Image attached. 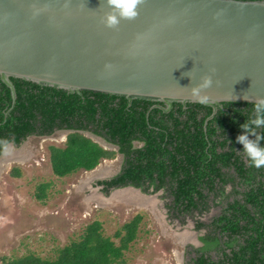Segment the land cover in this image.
I'll use <instances>...</instances> for the list:
<instances>
[{"label":"water","instance_id":"95a60500","mask_svg":"<svg viewBox=\"0 0 264 264\" xmlns=\"http://www.w3.org/2000/svg\"><path fill=\"white\" fill-rule=\"evenodd\" d=\"M110 13L107 0H0V80L13 102L11 78L164 112L264 98V0H143L135 19L111 29ZM206 75L213 84L201 102L189 90ZM127 189L142 195L115 192Z\"/></svg>","mask_w":264,"mask_h":264},{"label":"trees","instance_id":"16d2710c","mask_svg":"<svg viewBox=\"0 0 264 264\" xmlns=\"http://www.w3.org/2000/svg\"><path fill=\"white\" fill-rule=\"evenodd\" d=\"M10 80L15 87L16 101L8 116L1 110L10 107L11 92L0 80V154L6 142L13 140L18 143L32 131L37 114L43 117L49 115L52 118L56 117V114L61 115L69 127H73L69 118L80 114L86 120L92 121L98 114L100 129L107 131L108 139L118 144L121 152L126 155L131 151V141L143 136L146 147L138 153L141 158L148 156L146 159L149 160L146 167L139 169L141 165L135 167L133 163L129 168H124L117 179L100 183L105 192L108 193L111 188L127 186L141 189L144 193H148L150 189H153V192L164 189L173 198L172 205H168L169 209L173 208L183 215L196 211L209 212L210 202H213L215 207L221 204L216 202V198L224 193L226 184L215 183L207 168L213 174L216 173L214 176L222 177L217 164H228L231 157L229 153L225 155L216 150V144L224 146L225 142H210L215 133V125L210 122L205 127V117L199 120L196 116L199 112L211 115L212 108L201 104H187L185 109L182 104L174 103L172 111L164 114L158 108L151 110L150 107L158 103L149 101L134 100L129 107V102L123 97L89 91H83L81 95L71 94L20 79ZM223 105L225 110L218 109L213 122L219 124V129H229L231 141L236 143L237 135L242 132L240 125L250 118H255L254 104ZM238 105H244L245 108H234ZM185 113L186 118L181 120L180 115ZM154 127L161 131L157 132ZM256 131L258 134H264V128ZM207 136L210 137L209 140ZM174 143L177 147L169 150ZM210 143L214 146L207 151L206 147ZM260 145L264 147V141H261ZM175 154L181 156L180 160ZM114 155L115 153L105 151L90 139L73 134L69 137L66 148H51L50 165L55 176L64 178L78 171H91L101 159L113 158ZM167 159L174 166L181 164V174H174V177L178 176L177 182H138L143 173L147 176H152L154 172L165 175L163 160ZM190 166H194V171ZM240 169H243V166ZM253 169L257 170L251 167L245 174L251 178L243 185L244 191L234 189L231 196H226L227 207L222 210L220 216L215 217L209 225L197 223L196 229L205 228L208 233L201 237L204 247L197 252L193 264H264V183L253 180ZM259 169L264 177V167ZM10 176L20 178L22 172L15 167L10 171ZM50 188V183L38 185L35 198L45 203ZM211 195L214 200L210 199ZM143 219V214L134 216L112 237L105 236L102 223L94 221L86 226L78 240H73L61 248L55 259H44L30 253L19 258L2 257L1 264H121L124 262V254L137 239ZM212 252L215 253L214 256Z\"/></svg>","mask_w":264,"mask_h":264},{"label":"rangeland","instance_id":"374dc122","mask_svg":"<svg viewBox=\"0 0 264 264\" xmlns=\"http://www.w3.org/2000/svg\"><path fill=\"white\" fill-rule=\"evenodd\" d=\"M47 145L49 142L42 144L43 161L35 157L36 163L32 160L11 163L0 171V259L30 253L55 259L61 248L80 238L88 224L101 222L104 235L112 237L134 216L143 214L137 239L121 264L186 263L191 244L185 234L190 233L198 240L200 233L196 232L191 217L171 215L170 201L163 190L144 193L139 189L142 195L132 190L149 202L145 205L114 200V192L105 193L88 181L89 173L78 171L64 178L55 176ZM15 167L22 172L20 178L10 176ZM42 183L51 184L45 203L35 198L36 188ZM218 211L213 208L206 217L213 218Z\"/></svg>","mask_w":264,"mask_h":264},{"label":"flooded vegetation","instance_id":"af4514ba","mask_svg":"<svg viewBox=\"0 0 264 264\" xmlns=\"http://www.w3.org/2000/svg\"><path fill=\"white\" fill-rule=\"evenodd\" d=\"M11 92V91H10ZM12 97V96H11ZM133 102V101H132ZM132 102H129L128 106L130 107ZM3 105V104H2ZM15 103L11 102L10 107H6L5 109L2 108L1 112L5 116H8L9 113L14 109ZM161 109V108H166L164 104L158 103L150 107V109ZM186 109V106L184 107ZM211 108V107H210ZM234 108H240L244 109V105H238L235 106ZM173 109V106H172ZM172 109L169 112H164L162 109V112L164 114H169ZM213 109V108H212ZM218 109H224V105L221 104L216 108V110L213 109L211 115H206L205 112H199L196 116L199 120H202L205 117L204 121V126L206 127L210 122L215 125V133L213 136L210 138L207 136V139L210 138V142H215V141H220V142H225L224 146L221 145H215L216 150L218 153L225 154L229 153V157H231V160L228 164H222L218 163L217 167L220 168V173L222 174V177L214 176V173L211 170H208L207 172L210 174L209 176L212 177V180L215 179V183L217 184H226L224 187V193L220 195V197L216 198V202H221L220 205L218 206H213V202H210L211 209L213 208H218V214L215 217H218L221 215L222 210L227 207V198L226 196H231L230 194L233 192L234 189L240 190L241 192L244 191L243 185L247 183L251 176L250 175H245L248 170L251 169L248 165V161L245 159L242 151V145L238 143H234L231 141V133L229 129H219L218 128V123L213 122V119L215 116L218 114ZM54 115V114H53ZM52 115V116H53ZM78 115V112H77ZM56 117H51L48 115L46 116H41L38 115L36 116L35 121H33L32 124V131L25 136L24 138H21L20 142L16 143L15 141L11 140L9 142L5 143V146L2 150V153L0 154V158H2L6 151L12 150L14 152L17 151H22L25 149L28 154L25 155L23 159H12L10 161L11 163H16V164H22L25 162H28L32 160L33 162L36 163L35 157H38L40 161H43L44 159L41 156V153L43 151V146L42 144L44 142H49V145L46 146V152L48 153L49 157V162H50V155H51V148H59V149H64L67 146L69 137L73 134H78L81 136L86 137L87 139H90L93 143H96L99 147L104 149L107 152L110 153H115L113 158H103L100 160L99 164L96 166V170L93 171H83L84 173H89L88 177L89 182H93L95 185L98 187H101L103 192L104 186L100 185L102 182H108L112 181L114 179H117L124 171V168H129L130 165L133 163L135 164L134 166L137 167V165H141L140 167H146L149 164V160L146 158H141L139 155L138 151L144 150L146 147L145 140L143 139V136H139L138 138H134L131 141V151L128 155L124 154L120 150V146L118 144H115L114 142L110 141L108 139V134L107 131H102L100 129V120H99V115L96 114V118L94 120H86L83 115H78L74 116L73 118H69L71 121V124L73 127H69L67 124V121H64L61 117V115L58 116V114L55 115ZM187 114H181L180 118L181 120H184L186 118ZM159 119V118H158ZM160 120V119H159ZM80 126V127H76ZM154 129L157 132H160L161 130L154 127ZM206 129V128H205ZM206 131V130H205ZM207 133V131H206ZM249 138L255 139L254 137L250 136ZM209 140V139H208ZM229 140V141H228ZM102 142V144L100 143ZM214 145L211 143L208 144L206 147V150L209 151L208 149L212 148ZM176 144L174 143L172 147L169 148V150H172L173 148H176ZM29 150V151H28ZM175 152V149H174ZM41 156V157H40ZM143 156V155H142ZM175 156L180 160L181 156L178 154H175ZM150 158V157H149ZM139 159V160H138ZM165 159V158H163ZM164 161V167H165V175H160L159 172L155 173L152 176H147L146 173H143L139 179L138 182L148 184V183H175L177 182V177H174V174H181L180 166L181 164L174 166L172 165L171 161L169 159L163 160ZM208 164V163H207ZM187 165V164H184ZM51 166V165H50ZM196 166V165H195ZM243 166V169H240V167ZM113 167V168H112ZM191 170L194 171V166H190ZM176 171V172H175ZM252 171V178L256 182H263L264 183V177L261 176V170H251ZM140 172V171H139ZM138 172V173H139ZM91 173V174H90ZM251 173V172H250ZM253 182V181H252ZM124 188V187H123ZM119 190L121 188H111L108 193L112 191L115 192L116 190ZM141 190V189H140ZM165 196L169 198V203L168 205H172L173 198L168 195V193L162 189ZM142 191V190H141ZM149 191H153V189H150ZM161 191V190H160ZM107 193V192H105ZM149 193V192H148ZM163 194V193H162ZM220 194V193H219ZM211 200H214V196H210ZM232 199V198H230ZM171 210V215L180 218L182 216H189L191 217L195 222H194V228L196 229L197 223L201 222L206 225H209L212 223L213 218H208L206 215L210 213L209 212H193L192 214H178L173 208ZM207 218V219H204ZM196 232L200 233V236L198 237V240L193 237L190 233L185 234V236L188 238V243L191 244L190 251L187 254V259L185 264H193L194 258L197 256V252L204 247V243L201 241V237H204L208 233V229L202 228V229H196ZM177 240V239H176ZM197 241L199 244L194 245ZM214 252H212V255L214 256ZM217 260V259H213Z\"/></svg>","mask_w":264,"mask_h":264},{"label":"clouds","instance_id":"9594fccd","mask_svg":"<svg viewBox=\"0 0 264 264\" xmlns=\"http://www.w3.org/2000/svg\"><path fill=\"white\" fill-rule=\"evenodd\" d=\"M143 3V0H107L109 7L114 9V13L104 16L103 23L107 28H115L120 20H133L138 16V7ZM213 84L211 76H204L201 82L189 91L190 94L201 102L209 100L207 95L202 93L209 89ZM253 112L255 118H250L245 123L240 125L241 134L237 135L236 143L242 145V153L248 161L249 167L262 168L264 167V147L260 145L264 141V134H258L256 129L264 128V98L254 102ZM254 136L255 139H249ZM138 189V188H137Z\"/></svg>","mask_w":264,"mask_h":264},{"label":"bare ground","instance_id":"6f19581e","mask_svg":"<svg viewBox=\"0 0 264 264\" xmlns=\"http://www.w3.org/2000/svg\"><path fill=\"white\" fill-rule=\"evenodd\" d=\"M29 151V150H28ZM28 154L25 149L22 151H17L14 152L12 150H7L5 155L0 158V171L5 169L9 164L12 159H23L25 155ZM112 198L117 201H123L127 204H148L149 202H146L147 200H143L140 198L139 195H136L135 192H133L131 189H127L124 191H117L113 194ZM182 239L184 238L183 236L181 237ZM187 239V237L185 236Z\"/></svg>","mask_w":264,"mask_h":264}]
</instances>
